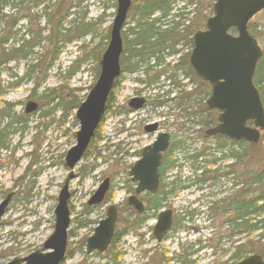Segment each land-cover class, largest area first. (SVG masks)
<instances>
[{
  "label": "rangeland",
  "instance_id": "374dc122",
  "mask_svg": "<svg viewBox=\"0 0 264 264\" xmlns=\"http://www.w3.org/2000/svg\"><path fill=\"white\" fill-rule=\"evenodd\" d=\"M33 1L39 5L31 9L22 6L18 14L14 15L17 18L22 14L28 16L18 19L17 26L21 27V30L16 40L23 32L27 34L24 39H29L28 29L37 31L38 28L44 27L45 16L50 14V42H42L39 47L33 49V55L27 59L10 62L0 68V81L4 86L25 76L16 88L2 95L1 102L14 104V114L23 115L26 119L25 123L21 120L14 126L16 129L24 127L22 131L20 129L14 133L9 131L8 149H0V202L8 193L14 194L0 221V264H5L16 257H27L41 248L52 234L57 195L68 173L64 167V157L75 144L74 134L78 130L77 121L74 119L75 109L51 111L54 103L45 101L46 99L38 100V96L43 92H49L50 98L53 96L57 102L66 99L70 94L76 100L80 99L81 102L84 100L96 80L97 61L107 43L103 36L109 33L115 12V0ZM144 1L147 0H131L132 6L122 35L124 40L130 41V38L126 37L127 30L133 28V20L139 16L138 12L141 11ZM180 3L182 5L184 1L181 0ZM211 5L212 0H192L190 15L180 28L182 33L179 35L182 36L186 32L192 36L196 32V26L202 30L205 20L212 15ZM24 8L28 10L24 11ZM12 12L14 11L8 8L4 10L6 15ZM152 16L157 18L159 13L153 12L148 20ZM82 24L90 25L88 31L82 29ZM59 27L62 35L57 36L56 31ZM248 31L256 40L263 55L264 10L249 22ZM45 34L42 33L43 36ZM189 38L191 37L188 36L186 39ZM178 41L179 48L185 52L188 47L184 45L185 40ZM99 44L102 51L98 53ZM56 52L58 56L53 60ZM90 53L94 55L98 53V59H94ZM80 58L82 60L75 65L79 69L68 77L70 67ZM34 66L36 68L27 79L28 70ZM261 68L264 70V63ZM133 77V75L124 77L121 89L114 96L115 102L113 105L109 102V108L88 151L73 169L75 178L69 184L71 212L69 230L73 236L68 235L69 255L62 264H111L108 263V253L100 257L86 256L83 246L80 245L92 235L97 223L105 218L109 205L116 206L119 214L116 251L122 256L118 264H187L184 263L185 260L190 261L189 264H233L235 260L231 259V255L234 248L241 245L243 252H248L250 246L247 245L243 234L235 232L234 238V235L231 236L230 228L223 225L224 221L230 220L232 214L224 217L217 210L209 209L208 203L226 198L228 194L231 198L235 192L237 194V190L232 192V189L226 186L218 193L217 182L212 183L209 178L203 183H191L192 180L201 179L197 177L200 174L199 168L208 166L206 162L209 158L204 162L205 158L198 157L196 165L199 167L196 169L195 177L188 179L191 171L187 160L189 155L195 156L203 148H210V152L219 157L212 151L214 141L205 136V132L210 128L209 124L216 119L215 113L205 106L209 88L201 83L196 88L192 87L195 90L192 104L188 102L190 99L186 95L188 92L183 93L179 100L183 106L180 111L173 106L177 101L170 95L168 98L164 97L167 103L159 110L164 116L153 117L146 114L145 110H141L138 114L126 116L125 120L119 108L122 102L125 103L127 98L134 94L133 90L140 89L141 86L131 81ZM35 84L38 86L35 87ZM144 93L153 96L155 92L149 88ZM171 99L173 101L169 103L168 100ZM29 102L36 103L37 109L31 114H25L24 109ZM186 112L191 116L185 115ZM1 117L0 115V130L9 124L8 118ZM148 118L151 122L164 123L163 132L172 138L171 154L167 160L173 161L175 168L166 177L167 183L171 184L179 179L181 182L179 186L187 188L164 201L165 207L161 209L173 212L175 228L160 243L154 241L152 227L161 209L157 212H148L145 224L133 232L129 225L131 211L126 206L129 190L133 188L129 182V169L139 159L141 150L150 145L155 138V135H145L143 132L142 120ZM190 119H193V123H190ZM180 125H183L182 129ZM247 152L250 156L252 154L253 158L242 164L244 167L235 168L236 176L245 181L249 178L248 173L264 165V142L260 141L255 148ZM210 170H214V167L211 166ZM173 177L176 179H172ZM106 178L110 182L111 201L109 203L105 201L97 207H87V201ZM158 200L159 203L163 202L160 196H154L152 203ZM191 213L192 217H186ZM181 217L185 220L183 221ZM176 256H179L181 262L174 260Z\"/></svg>",
  "mask_w": 264,
  "mask_h": 264
},
{
  "label": "water",
  "instance_id": "95a60500",
  "mask_svg": "<svg viewBox=\"0 0 264 264\" xmlns=\"http://www.w3.org/2000/svg\"><path fill=\"white\" fill-rule=\"evenodd\" d=\"M212 16L205 22V29L197 31L192 37V51L189 65L195 76L210 86L206 100L209 110L218 112L217 125L206 135L221 136L233 142L257 144L264 132V107L258 90L253 84L256 66L261 58V49L249 34V21L262 10L264 0H213ZM114 18L109 28L106 46L98 61V75L84 101L75 111L78 122L75 145L66 153L64 166L69 171L57 196L53 211V232L42 244L25 258H13L5 264H62L66 257L67 230L70 225L68 184L75 178L72 170L87 151L112 94L116 80L121 75L120 57L123 53L121 32L131 7V0H115ZM234 30L235 35L230 31ZM142 99H132L129 106L137 110ZM37 104L27 103L24 112L33 113ZM252 123L249 126V123ZM146 132L155 131L150 126ZM168 148V136L161 134L152 146L143 149L141 158L129 170L131 182L136 183L135 194L142 192L154 194L159 186L158 169L161 153ZM109 189L105 179L88 201L89 206L102 203ZM13 193L5 196L0 203V221L5 214ZM127 206L137 214H142L144 206L130 196ZM169 210L158 214L153 227V237L157 242L169 231L172 224ZM117 212L109 206L105 219L98 223L93 235L86 240L85 251L103 253L109 246L114 233ZM235 264H264L259 255H250Z\"/></svg>",
  "mask_w": 264,
  "mask_h": 264
},
{
  "label": "trees",
  "instance_id": "16d2710c",
  "mask_svg": "<svg viewBox=\"0 0 264 264\" xmlns=\"http://www.w3.org/2000/svg\"><path fill=\"white\" fill-rule=\"evenodd\" d=\"M174 1L175 0H154L153 3H149L148 1H145V3H148L151 7V9L146 12H145V8H146L145 4L144 3L142 4L141 11L139 12L140 13L139 17L141 16L142 19L138 20V22L135 24L133 28L128 29L127 33L125 32L126 37L130 38V43L134 45V47L136 48L135 50H139V51L141 50L140 53H137L139 55H135L133 57L134 62L131 63V66L134 67L133 69H129V70L126 69L127 73H132L133 71L138 69L139 65L142 63V60L141 59L139 60V58H143L144 49H156L157 51H159L161 49L163 50L166 49V47L167 48L173 47L171 45L161 46L162 43L159 40H156L158 35L156 34L154 29L148 28L153 32V35L152 33L149 34V32L146 31L147 28L146 26L153 27V25H148L147 23H145L147 21L145 20V17L148 18V16H150L153 12L156 11L161 12L163 17L168 15L170 11V5L174 3ZM38 5H39L38 2H35L33 0H0V68L8 65L10 62H15L21 59L22 60L27 59L28 57L33 55V49L39 47L42 42H47V41L50 42V14H46L45 16L44 27L38 28L37 31H31L28 29L27 33L30 34L29 39H24V37L27 36V34L23 32V34H21L19 39L16 40V37L19 35V32L21 30V27L17 26V22H19L18 19H23L28 16L27 14H22L19 15L20 17L18 16L19 18H17L14 15L18 14L22 6H27L29 9H31L34 8V6L37 7ZM7 8L14 12H12V14L9 15L4 14V10ZM28 8L27 9L24 8V11L28 10ZM141 20L143 21L141 22ZM82 27L83 30L86 29L85 31H88L87 29L90 27V25L82 24ZM60 28L61 27H59V29L56 31L57 36L62 35L61 34L62 31H60ZM85 31H83V33ZM43 32L46 33L44 36L42 35ZM187 35L189 37L191 36V34L190 35L187 34ZM103 38L106 40L108 38V35L105 34ZM59 39L61 38H58V40ZM123 41L126 50L129 49L128 47L129 44L128 42H126V39ZM190 43L191 40H189V45ZM97 48H99L98 53L102 51V49L100 48V44L97 46ZM98 53L95 55L90 53V56L95 57L94 59L97 60ZM57 56H58V52L55 53V57L53 58V60H55ZM81 60L82 59L80 58L73 63L74 66L70 67V70L68 72V77L73 75V73H75L79 69L78 67L76 68L75 65L76 63L78 64ZM131 60L132 58L128 57V61ZM263 63H264V54L262 55L257 65V69L254 76V84L259 91L261 101L264 107V70H262L261 68ZM127 64L129 65L128 62H121L122 66H126ZM35 68L36 67L34 66L33 69L31 70L29 69L30 71L28 70V73L26 74L27 79L30 78L31 73H33ZM95 76H97V67L95 68ZM24 79L25 76L23 78L21 77L19 79H16L15 82L13 83L12 82L7 83L6 86H4L0 81V115L2 116L1 118L5 119L6 117L9 119V124H7L2 130H0V149H4V150L8 149L7 135L9 134L10 130L12 131V133H14L15 130L20 129L22 131L24 129V127L18 129L14 127L19 122H21V120H23L24 123L26 122V119H24L23 115L14 114L13 109L15 108V105L7 102H1L2 95L7 91H9L10 89L16 88ZM259 84L261 86H259ZM37 86L38 84H35V87ZM39 99L41 100L46 99L45 101H52V103H54V106L51 111H55L57 109H60L61 111H71L72 109L73 110L76 109L81 103L80 99L76 100V98L71 94L68 95L66 99L57 102L54 100L53 96L50 98L49 92L48 93L43 92L41 96H38V100ZM214 113L216 114V112ZM215 121L216 119L213 120L211 124H209V126L211 127L212 125H214L216 123ZM215 138H217V140H220V138L218 137ZM260 141H262V143L264 142V133ZM215 143L216 141H214V145H213L214 148L212 149L213 153H218L220 148L222 151L221 156H223L222 159L229 157V159L232 160V164L230 165L231 172L229 173L230 181L232 182V186L238 185L240 178H238V176L236 175H235L236 177L234 176L232 172L233 168L240 167L242 164L250 161L253 158V155L252 154L251 156L248 155L247 151L249 149L255 148L258 144L250 145L243 142H237V143L228 142V145H226L225 141L222 140L220 146L216 147ZM223 147L224 148L227 147L228 156L226 155L224 156ZM210 151H211L210 148H203L201 152L193 156L195 163L197 162L198 157L205 158L204 162L206 161V158H209L206 162L208 166L206 165L204 168H202L201 177H200L201 178L200 181L202 182L206 181L207 178H209L211 181L216 179L215 175H213L215 171H211L210 167L213 164H215L217 161H219L220 157H215V155L212 154V152ZM248 177H249L248 180L245 181V186H246L245 201L243 202L240 201L239 190H237V194L235 192L234 196L229 198L230 213L232 214V217L230 218V220L227 221V224H228V228H230L231 236L233 235L235 236V232L238 234H243L244 237L246 238L247 245L250 246L248 248V252H243L242 249L243 246L241 245L236 246L234 248V252L231 255V259L235 260V262L246 257L247 254H257L261 256L262 259L264 260V165H262L260 169L248 173ZM235 179H236V183L233 182ZM161 194L163 195L164 193L162 192V189H159L158 193L155 196L156 197L160 196L161 201L164 202L165 198L161 197ZM109 198L110 195L108 194L107 199ZM153 198L148 199L147 208L144 214L140 216L136 214H131L130 224H129L131 231L134 232L135 230H138L142 225L145 224V222L148 219L147 218L148 212L150 211L157 212L161 208V205L163 206V202L159 203L160 200H158V202L156 201L152 203ZM214 204H213L214 208L212 209L217 210V212L221 214V212H219V210L221 209L217 207L216 203ZM220 204L223 205V201H221ZM173 226L175 228L174 224ZM251 236L253 238H249ZM115 237L113 238L112 243L107 250L109 257L108 263L111 264H118L122 256L119 251H116L117 242ZM67 255H69V253H67ZM184 263L189 264L191 262L185 260Z\"/></svg>",
  "mask_w": 264,
  "mask_h": 264
},
{
  "label": "flooded vegetation",
  "instance_id": "af4514ba",
  "mask_svg": "<svg viewBox=\"0 0 264 264\" xmlns=\"http://www.w3.org/2000/svg\"><path fill=\"white\" fill-rule=\"evenodd\" d=\"M191 2H192V0H190V2L187 4V6L184 7V11L187 14V17L190 15V14H188L189 10H187V8L190 7ZM211 7H212V5H211ZM179 9L181 10V6L179 7L178 6V0H175L174 3H172L170 5V11H169L168 15L163 17L161 12L156 11L159 13V16L157 18L152 16V18L150 20H148V18L145 17V20H147L145 23H147L148 25H153V27L146 26L147 27L146 31L149 32V34L152 33V35H153V32L150 29H154L156 34L158 35L156 40H159L162 43L161 46L171 45L173 47H168V48L166 47V49H164V50L158 49L159 51H157L156 49H144L143 58H139V60L140 59L142 60V63L139 65L138 69L133 71L132 73H127L126 69H128V70L133 69L134 66H131V63L134 62L133 57L135 55H139L137 53H140L141 50L140 51L135 50L136 48L134 47V45H132L130 43V41H128V40H126V42H128V44H129V46H128L129 49L126 50L125 45H124V41H123L124 38L122 37L123 53L120 57L121 58L120 59L121 75L115 82V85H114V88L112 91V95L110 98V103L112 102V105H113V102H115L114 96L117 93V91L119 89H121L120 86H121L122 81L124 80V77L126 75H128V76L133 75L134 77L131 81L136 85H141L140 89L135 88V90H133L134 94L131 95L130 97H128L127 100L125 101V103L122 102V105L119 108V111L121 110V115L124 117L125 120L127 119L126 116H128V117L130 115L133 116L134 114H138L139 113L138 111H141V110H145L146 114H148V115L150 114L153 117L164 116L163 112H161L159 110L161 108H163L167 103L166 100H164V97L167 96V98H168V96H170V95L172 97H175L174 101H177V103L175 102V104L173 106H175V109L177 108L176 110L180 111L181 109H183L182 108L183 106L181 103H179V100H181L183 93L188 92V94H186V95H188V98H190L188 100V102H190L192 104L193 96L195 93L194 92L195 90H193V89L198 87L199 83L207 85L206 83L200 81L199 78L197 76H195L192 69L190 68V65H189V54H190V52L188 51V47L190 46L189 45L190 38L188 40L186 39L188 37V35H186L187 34L186 32L183 33L182 36H180L181 34L179 35V33L181 32L180 28L182 27V25L187 20L185 22H182V20L179 19V12H180ZM139 14L140 13L138 12V15ZM145 15H147V14H145ZM166 18L168 20L164 21V19H166ZM140 19H142V17L138 16L133 20L134 21L133 27L135 26V24ZM143 20H141V22ZM161 25H163V27H161ZM148 28H150V29H148ZM160 28L163 30L161 31ZM197 29L198 28L196 26L195 31H199V29L198 30ZM178 40H185L186 43H184V45H185V47L188 46L187 50L185 52L182 51L183 49L179 48V41ZM128 57H131L132 60L128 61ZM121 62H128L129 65L127 64L126 66H122ZM192 87H194V88L192 89ZM207 87H208V85H207ZM143 88H144V90H143ZM149 88H152L154 90L155 93L153 96H147L144 93V91L148 90ZM166 89L168 91H166ZM164 90H165V92H162ZM209 94H210V89H209ZM132 99H142L143 100L142 106L137 110H133L129 106V103ZM168 101H169V103H171L173 100L171 99ZM108 108H109V104L107 106L106 112H107ZM169 109H171V108L169 107ZM118 114H120V113H118ZM185 115L191 116V114H187V112ZM215 115H216V121L215 122L217 123L218 113H216ZM144 118H146V115ZM149 119L150 118L142 120L143 121L142 122L143 123V132L145 135H151V136L155 135V138H154L153 142L146 147L152 146L153 143L157 140V137L159 135L165 134L168 136V148L163 153H161L160 167H159V171H158V173H159V188L157 190V193H158L159 189H162V192L164 194L163 195L161 194V197L165 198L164 201H166V199L168 197L172 198L174 195H176V193L187 190V188H185V187L183 188V187L179 186V183H181L179 179L176 180L175 182H171V184L167 183L168 178H166V177L169 176L172 173V170L175 168L174 167L175 163L173 161L167 160L171 154L172 138L168 133L163 132L164 128H165L164 123H159L157 121L151 122ZM125 120L123 122H125ZM189 121H190V123H193V119H190ZM216 123L214 125H212L211 128L216 126ZM150 126H155V131L146 132L147 129H150L149 128ZM180 126H181L180 129H182L183 125H180ZM205 136H207L206 132H205ZM207 137L211 141H213V140L216 141V143H215L216 147L220 146L222 140L225 141L226 145H228V142H230L229 140L222 138V137H218V138H220V140H217V138H215L214 136H207ZM146 147H144V148H146ZM143 149L140 152L139 159L141 158V154H142ZM221 153H222V151L219 148L218 155H219L220 159H219V161H217L215 164L212 165V167H214V170H211V171H215V173L213 175H215L216 179L212 180V183L217 182L216 186H218V193H220L221 190H224L226 188V186H229V189H230V185H231L229 173L231 172L230 165L232 164V160L229 159V157L222 159L223 156H221ZM223 153H224V156L225 155L228 156L227 147H225V148L223 147ZM189 163L193 168L196 167L194 159L189 160ZM242 166L243 165H241L240 168ZM235 168L236 167H234L233 171H232L234 176L236 175ZM176 169H177V167H176ZM172 179H176V177H173ZM233 182L236 183V179ZM191 183H194V181ZM131 185H133L134 189L132 188L131 192L129 191L128 197L135 196L143 204L144 211L142 214H144L145 210L147 208L148 199L153 198L155 195L151 196V194L149 195L148 193H140V194L136 195L135 194V186L136 185L134 183H132ZM187 187H189V186H187ZM109 190H110V185H109ZM233 190L234 191L239 190L240 201H242V202L245 201V193H246L245 179L242 180V178H240L239 184L234 185ZM229 192H230V190H229ZM107 195H105L101 204L94 205V206H89L88 204H86V206L87 207H97V206H100L103 203H105V201H108V203H109L111 201V199L110 198L107 199ZM147 196H149V197H147ZM145 197H147V198H145ZM229 197H230V194H228V196L226 198H222V199L215 202L217 207L219 209H221V210H219V212H221V215H223L224 217H227L230 213ZM127 200H128V198H127ZM221 201H223V205L220 204ZM164 203L165 202H163V204ZM212 206H213V204H212ZM212 206H211V208H212ZM164 207L165 206L163 205V208ZM127 208L131 211V214H136L132 207L127 206ZM116 210H117V208H116ZM106 211H107V209H106ZM142 214H136V215L140 216ZM118 217H119V214L117 211V219H118ZM116 224L114 227L113 238L115 236H116L115 238H117ZM223 225L225 227H228L227 221H224ZM95 227H94V229H95ZM94 229L92 230V235H93ZM68 230H69V228H68ZM68 230H67V247H66L67 253H68V235L71 234L70 230L69 231ZM72 236L73 235H70V237H72ZM113 238H112V240H113ZM86 240H85V242L82 241L80 244L83 246L84 253L86 256L97 255L98 257H100L102 254L107 253V250L112 243V240H111L109 246L107 247V249L103 253L93 252V253L87 255L86 251H85ZM174 260L181 262V261H179V256L178 257L176 256L174 258Z\"/></svg>",
  "mask_w": 264,
  "mask_h": 264
},
{
  "label": "bare ground",
  "instance_id": "6f19581e",
  "mask_svg": "<svg viewBox=\"0 0 264 264\" xmlns=\"http://www.w3.org/2000/svg\"><path fill=\"white\" fill-rule=\"evenodd\" d=\"M147 1H148L149 3H153L154 0H153V1H149V0H147ZM143 3L145 4V7H146V8H145V12L151 9V7H150V5H149L148 3H145V1H144ZM131 6H132V2H131Z\"/></svg>",
  "mask_w": 264,
  "mask_h": 264
}]
</instances>
